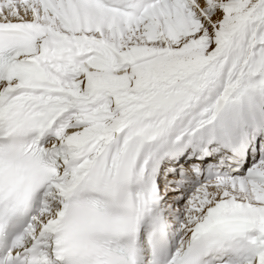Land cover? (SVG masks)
<instances>
[{
	"label": "snow or ice",
	"instance_id": "6c2138e0",
	"mask_svg": "<svg viewBox=\"0 0 264 264\" xmlns=\"http://www.w3.org/2000/svg\"><path fill=\"white\" fill-rule=\"evenodd\" d=\"M0 264H264V0H0Z\"/></svg>",
	"mask_w": 264,
	"mask_h": 264
}]
</instances>
